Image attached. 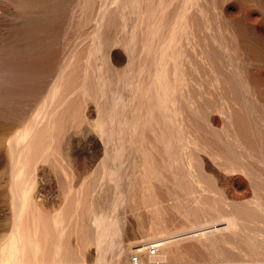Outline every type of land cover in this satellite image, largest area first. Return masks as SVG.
I'll return each instance as SVG.
<instances>
[{
  "label": "rangeland",
  "instance_id": "obj_1",
  "mask_svg": "<svg viewBox=\"0 0 264 264\" xmlns=\"http://www.w3.org/2000/svg\"><path fill=\"white\" fill-rule=\"evenodd\" d=\"M226 218L143 264H264V0H0V264Z\"/></svg>",
  "mask_w": 264,
  "mask_h": 264
},
{
  "label": "bare ground",
  "instance_id": "obj_2",
  "mask_svg": "<svg viewBox=\"0 0 264 264\" xmlns=\"http://www.w3.org/2000/svg\"><path fill=\"white\" fill-rule=\"evenodd\" d=\"M229 217H230V215H229ZM234 219L233 218H226L222 222H215V223L207 224V225H204V226H202L200 228L191 229L189 231H186L185 233H180V234H176V235H167V236L165 235L166 237L164 235H162L164 237L152 239L151 241H145V242L140 241L141 242L140 243V242H138L139 241L138 240V241H136V244H134V245L131 244V246L134 247V249H131L130 252L138 253L139 254L140 263L143 264V255L142 254L144 252V246L146 244H148V242L151 243V244H154L156 246V248H157L158 245L165 244L166 241H168L170 238H171V240L173 239L172 241L175 242V241H178V240H181V239H184V238H188L189 239V238L203 237V236H206V235L214 233V232H220V231H223L225 229H230V228L236 227L237 224H236V221ZM182 234H184L183 237H178V236H180ZM147 258H149V257H147Z\"/></svg>",
  "mask_w": 264,
  "mask_h": 264
},
{
  "label": "built area",
  "instance_id": "obj_3",
  "mask_svg": "<svg viewBox=\"0 0 264 264\" xmlns=\"http://www.w3.org/2000/svg\"><path fill=\"white\" fill-rule=\"evenodd\" d=\"M156 246L154 244L148 243L144 246V254L148 257H152L156 255ZM125 264H141L139 260V254L138 253H131L128 256V259Z\"/></svg>",
  "mask_w": 264,
  "mask_h": 264
}]
</instances>
